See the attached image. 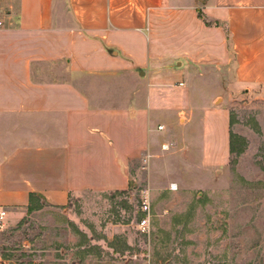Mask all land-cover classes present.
Segmentation results:
<instances>
[{"label":"crops","instance_id":"obj_1","mask_svg":"<svg viewBox=\"0 0 264 264\" xmlns=\"http://www.w3.org/2000/svg\"><path fill=\"white\" fill-rule=\"evenodd\" d=\"M0 21V206L11 218L31 194L63 207L126 191L143 170L152 180L196 157L201 170L226 166L230 154L207 162L178 124L191 123L201 88L264 89V0H0ZM224 124L230 134L228 113Z\"/></svg>","mask_w":264,"mask_h":264},{"label":"rangeland","instance_id":"obj_2","mask_svg":"<svg viewBox=\"0 0 264 264\" xmlns=\"http://www.w3.org/2000/svg\"><path fill=\"white\" fill-rule=\"evenodd\" d=\"M198 92L177 135L209 163L230 154L226 166L201 170L196 157L152 180L143 170L126 191L87 192L63 207L36 199L32 210L7 214L5 264H264V89ZM145 199L148 231L139 226Z\"/></svg>","mask_w":264,"mask_h":264},{"label":"built area","instance_id":"obj_3","mask_svg":"<svg viewBox=\"0 0 264 264\" xmlns=\"http://www.w3.org/2000/svg\"><path fill=\"white\" fill-rule=\"evenodd\" d=\"M4 25V23L2 21H0V28H2ZM182 85V84H181ZM160 130L163 129V127H159ZM172 144L170 143H165L162 146V149L164 151H168L170 149ZM170 190L171 191H177L178 190V185L177 184H171L170 186ZM146 198V197H145ZM142 212L145 214L144 218L141 219L139 226L143 231H148L149 230V219L147 214H149L150 209H149V205H148V201L147 199H145L142 203V207H141ZM8 214V210L5 207L0 206V232L4 229L5 227V221H6V217ZM0 264H5V262L3 261L1 255H0Z\"/></svg>","mask_w":264,"mask_h":264},{"label":"trees","instance_id":"obj_4","mask_svg":"<svg viewBox=\"0 0 264 264\" xmlns=\"http://www.w3.org/2000/svg\"><path fill=\"white\" fill-rule=\"evenodd\" d=\"M232 140H233V135H232V133H230V153H232L233 150H234ZM36 199H41V197H39V196H37L35 194H31L30 195V204H29L30 210L33 209V203L36 201Z\"/></svg>","mask_w":264,"mask_h":264}]
</instances>
